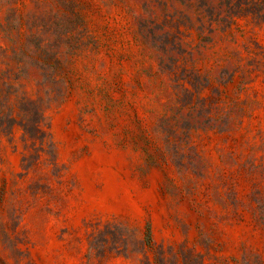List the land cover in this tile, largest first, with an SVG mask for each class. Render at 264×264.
<instances>
[{"label": "rangeland", "instance_id": "1", "mask_svg": "<svg viewBox=\"0 0 264 264\" xmlns=\"http://www.w3.org/2000/svg\"><path fill=\"white\" fill-rule=\"evenodd\" d=\"M0 264H264V0H0Z\"/></svg>", "mask_w": 264, "mask_h": 264}]
</instances>
